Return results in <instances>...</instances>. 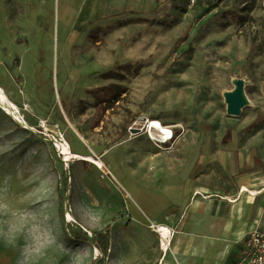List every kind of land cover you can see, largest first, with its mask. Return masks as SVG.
<instances>
[{
	"label": "rangeland",
	"instance_id": "obj_1",
	"mask_svg": "<svg viewBox=\"0 0 264 264\" xmlns=\"http://www.w3.org/2000/svg\"><path fill=\"white\" fill-rule=\"evenodd\" d=\"M237 83L247 103L230 116ZM0 88L15 107L0 104V264H108L110 250L152 264L150 224L178 232L192 206L234 223L201 188L237 199L224 138L264 132V0H0ZM63 140L101 166L65 161Z\"/></svg>",
	"mask_w": 264,
	"mask_h": 264
},
{
	"label": "crops",
	"instance_id": "obj_2",
	"mask_svg": "<svg viewBox=\"0 0 264 264\" xmlns=\"http://www.w3.org/2000/svg\"><path fill=\"white\" fill-rule=\"evenodd\" d=\"M262 133L264 132L258 131L256 134L241 136L240 130L234 129L224 138V141L227 138L231 143L230 154L238 161V165H235L239 175L236 179L237 199H234L233 203L236 209L233 224L229 222L219 227H212L213 222L211 221L215 219H211L213 217L209 209H205L200 215L195 213L196 217H194L193 212L196 209L192 206L191 222L178 232L171 230L173 239L167 251L162 250L159 244L157 248L146 246L138 252L145 256L148 253H154L152 264H234L238 252L236 254L237 249L229 244L234 239L230 240L228 236L235 237L234 242L239 248V244L247 233L255 229L264 231V134ZM222 156L226 158V155L220 153V160L223 159ZM208 157L209 154H204L201 163L209 164L212 158ZM225 170L223 166L219 172L223 174ZM243 188L248 191H243ZM186 191L187 193L193 192V187H187ZM201 191L205 194L225 196L223 199L229 198L220 187H202ZM195 193L198 192L193 194ZM246 193L250 196L249 200L246 199ZM216 219L220 217L217 216ZM198 220L200 224L194 226L193 223ZM213 235L224 238L219 239V242H214V239L210 238ZM120 260H122L120 256L114 255V252L110 250L108 264H120ZM143 262L146 264L145 260Z\"/></svg>",
	"mask_w": 264,
	"mask_h": 264
},
{
	"label": "bare ground",
	"instance_id": "obj_3",
	"mask_svg": "<svg viewBox=\"0 0 264 264\" xmlns=\"http://www.w3.org/2000/svg\"><path fill=\"white\" fill-rule=\"evenodd\" d=\"M0 104L3 105V107H5L8 110H15V107L13 104H11L6 95L5 92L0 88ZM152 122V123H151ZM148 129L150 130V132L152 133L153 131L155 133H157V137H152L150 139H154L156 141H158L159 139H162L164 137V133H167L165 130H167L166 127H163L159 121L157 120H148L146 122ZM145 129V127H144ZM59 150L61 151V154L64 157L65 161H71V162H75V161H87L90 162L96 166H101L100 161H97L96 159L87 156V155H81V154H77L74 153L69 144L63 140V142L61 143V145H59ZM243 191H248L246 188H243ZM249 193V192H248ZM250 194H253L252 192H250ZM225 200H227L230 203H234L235 200L229 199V198H225ZM67 219L70 220V216L67 215ZM150 228L158 234L159 239H160V245L162 247V250L167 251L168 247L170 245V241L172 238V231L170 228H168L167 226L164 225H160V224H150Z\"/></svg>",
	"mask_w": 264,
	"mask_h": 264
},
{
	"label": "built area",
	"instance_id": "obj_4",
	"mask_svg": "<svg viewBox=\"0 0 264 264\" xmlns=\"http://www.w3.org/2000/svg\"><path fill=\"white\" fill-rule=\"evenodd\" d=\"M196 1L197 0H189L191 5ZM144 127L149 131L147 124ZM143 128L141 131L144 130ZM148 131H146V133H148ZM165 131L167 133H164L162 141H159L162 144L169 143L173 138V132L170 128H167ZM149 137H151V135H149ZM234 264H264V231L255 229L244 236Z\"/></svg>",
	"mask_w": 264,
	"mask_h": 264
},
{
	"label": "water",
	"instance_id": "obj_5",
	"mask_svg": "<svg viewBox=\"0 0 264 264\" xmlns=\"http://www.w3.org/2000/svg\"><path fill=\"white\" fill-rule=\"evenodd\" d=\"M224 100L226 104L227 114L230 116H238L242 108L247 103L241 83H237L236 87L231 92L226 93ZM15 119L20 125L23 124V122L18 117H16ZM135 131V133L139 132V130Z\"/></svg>",
	"mask_w": 264,
	"mask_h": 264
},
{
	"label": "trees",
	"instance_id": "obj_6",
	"mask_svg": "<svg viewBox=\"0 0 264 264\" xmlns=\"http://www.w3.org/2000/svg\"><path fill=\"white\" fill-rule=\"evenodd\" d=\"M255 125H256V123L254 122L252 125H250V126L248 127V129L252 128V127L255 126ZM105 240H106V239H105ZM95 246H96V248H97L100 252H106V251H107L106 244L102 247V246H101V242H99V243H97Z\"/></svg>",
	"mask_w": 264,
	"mask_h": 264
}]
</instances>
